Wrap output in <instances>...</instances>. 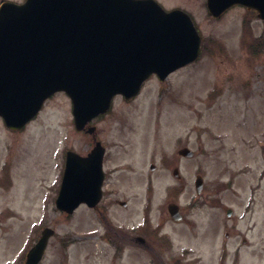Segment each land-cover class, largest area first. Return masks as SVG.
<instances>
[{
    "label": "rangeland",
    "instance_id": "1",
    "mask_svg": "<svg viewBox=\"0 0 264 264\" xmlns=\"http://www.w3.org/2000/svg\"><path fill=\"white\" fill-rule=\"evenodd\" d=\"M157 1L193 16L205 53L163 82L148 78L133 100L115 97L96 126L106 145L105 189L127 202L109 206L111 221L136 231L146 217L148 229L161 223L159 240L148 253L124 246L114 254L98 212L55 208L62 148H86L69 97L56 92L22 131L0 120V264H24L21 249L45 226L55 234L40 264H264V21L238 5L212 18L205 0ZM183 146L194 155L178 156ZM196 174L204 179L198 198ZM169 202L180 205L182 223L167 220Z\"/></svg>",
    "mask_w": 264,
    "mask_h": 264
},
{
    "label": "water",
    "instance_id": "2",
    "mask_svg": "<svg viewBox=\"0 0 264 264\" xmlns=\"http://www.w3.org/2000/svg\"><path fill=\"white\" fill-rule=\"evenodd\" d=\"M258 11L264 0H206L217 17L233 4ZM200 37L189 15L165 11L154 0H25L0 4V115L10 128L23 126L55 91L72 102L77 129L107 110L112 96L135 94L152 72L160 79L194 60ZM179 153L190 156L183 148ZM103 147L87 157L69 152L56 207L71 213L101 197ZM153 168V166H151ZM196 193L203 179L194 181ZM174 220L177 207L169 206ZM228 214L230 211L228 210ZM52 230L45 228L27 252L38 264Z\"/></svg>",
    "mask_w": 264,
    "mask_h": 264
},
{
    "label": "flooded vegetation",
    "instance_id": "3",
    "mask_svg": "<svg viewBox=\"0 0 264 264\" xmlns=\"http://www.w3.org/2000/svg\"><path fill=\"white\" fill-rule=\"evenodd\" d=\"M92 124H97V123L92 122ZM86 128L87 126L85 127V129ZM85 129L80 131L85 137L84 139L86 142L85 143L86 148L81 153L82 155H86L89 153L93 143L95 142V139L103 143L102 139H100V136L98 135L97 129H96V136L87 133ZM103 145L105 146L106 149V145L104 143ZM105 154H104V158H105ZM108 173L109 170H105L101 200L99 201L96 207L89 208L98 212V217L103 227V233H102L103 235L101 236V238H103L104 241L111 246H116V245L121 247L129 246L135 249H142L145 253H148L149 251L152 250V245L159 240V238H157L158 232L148 229L147 226L136 228L135 225V228L138 229L136 231L132 229L134 225L130 229H125L124 227H119L118 225H115L111 221L110 218L113 217H111V215L109 214V210H110L109 206H111L112 204H117L120 205V207L122 206V208L126 209L127 202L125 200H118V198H112L109 196L110 193H108V191L105 189V182L106 179L108 178ZM172 174L174 175V169L172 170ZM171 203H175V202H171ZM169 205H170L169 203H166V207H165V211L168 215L167 220L168 221L170 220L172 223H175L170 219L169 211H168Z\"/></svg>",
    "mask_w": 264,
    "mask_h": 264
}]
</instances>
